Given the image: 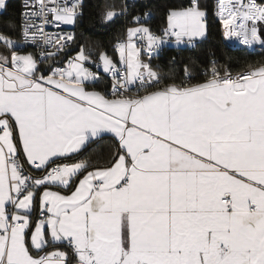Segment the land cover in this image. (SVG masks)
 Here are the masks:
<instances>
[{
    "label": "snow or ice",
    "instance_id": "obj_1",
    "mask_svg": "<svg viewBox=\"0 0 264 264\" xmlns=\"http://www.w3.org/2000/svg\"><path fill=\"white\" fill-rule=\"evenodd\" d=\"M24 8L23 39L0 32V264H264V64L164 82L153 56L206 36L202 0L169 7L160 34L150 11L132 15L115 58L60 30L82 0ZM215 14L225 38L264 47V0H216ZM105 133L103 162H64Z\"/></svg>",
    "mask_w": 264,
    "mask_h": 264
},
{
    "label": "trees",
    "instance_id": "obj_2",
    "mask_svg": "<svg viewBox=\"0 0 264 264\" xmlns=\"http://www.w3.org/2000/svg\"><path fill=\"white\" fill-rule=\"evenodd\" d=\"M187 0H84L82 15L74 25V32L78 43L91 44L98 50H107L115 58L113 44L118 36H123L125 29L135 26L131 23L132 15L150 11L151 17L146 21L151 29L160 34L166 24V12L169 7L180 6ZM115 3L117 7L128 5V15H122L114 21L105 24L99 13L103 11L105 4ZM216 0H202V5L207 8V34L194 46H174L166 44L163 49L155 54L152 59L154 66L165 76V83L171 82L169 74L176 77L179 82L184 76V66L192 70V82L205 79V70L210 68L213 62L223 70L227 65L231 71L245 69L248 65L256 66L264 64V47L257 50H249L245 47H232L223 38L222 25L215 14ZM20 5L16 1H9L5 10L0 12V32L10 35L12 38L20 37ZM11 21L14 27H8ZM2 47V46H0ZM78 47H73L69 52L74 53ZM147 58V57H145ZM174 58V59H173ZM107 80L101 78L91 87L106 90ZM116 142L112 136H103L89 142L87 147L76 157L64 162H74L79 159L103 162L115 149ZM64 191H68L65 190Z\"/></svg>",
    "mask_w": 264,
    "mask_h": 264
},
{
    "label": "built area",
    "instance_id": "obj_3",
    "mask_svg": "<svg viewBox=\"0 0 264 264\" xmlns=\"http://www.w3.org/2000/svg\"><path fill=\"white\" fill-rule=\"evenodd\" d=\"M9 1H13V0H6V4H7ZM14 1L18 2L19 5H20V16H21V18H20V24H21V22H22V13L25 11V8H24L25 0H14ZM69 2H71V0H69ZM83 2H84V0H82V4H83ZM217 17H218V16H217ZM218 19H219V17H218ZM221 25H222V24H221ZM73 28H74L73 25H61L60 30H62V31H64V32H74V29H73ZM47 30H48V31H56L57 29L55 28V25H50V26L48 27ZM223 31H224V29H223V26H222V33H223ZM157 34H158V33H157ZM223 38H224V41H225L228 45H230V46H232V47H245V48H248L249 50H257V49H261V48H262V46L259 45V44H257V45H253V46H251V47H249V46H244V45H242V43H241L239 40H237L236 38L228 39V38H225L224 35H223ZM13 39H19V40H22V39H23L22 34H21V30H20V37H19V38H13ZM166 44H167V43H166ZM166 44H165V45H166ZM165 45H163L162 48H161L157 53H159V52L163 49V47H164ZM22 49H23L24 51H37L35 45H23V46H22ZM157 53H156V54H157ZM71 55H74V53H71V52H69V50H68L67 53H66V55L58 56L57 59H58V60H60V59H66L67 56H71ZM154 55H155V54H154ZM88 67H90L93 71H96V70H97V69L95 68L94 65H91V64H90V65H88ZM100 71H101V76H102V78H105V79L107 80V83H108V86H107V88H106V90H107L108 88H110V76H109L108 74H106V73H103V72H102V69H101ZM239 71H241V70H238V71H231V72L233 73V75H235V73H237V72H239ZM133 91H135V89H133ZM35 175H39V173H35ZM35 218H37V217L35 216ZM35 218H34V219H35Z\"/></svg>",
    "mask_w": 264,
    "mask_h": 264
},
{
    "label": "crops",
    "instance_id": "obj_4",
    "mask_svg": "<svg viewBox=\"0 0 264 264\" xmlns=\"http://www.w3.org/2000/svg\"><path fill=\"white\" fill-rule=\"evenodd\" d=\"M168 44V43H167ZM0 50H2V47H0ZM96 89H98V90H101V91H103L102 89H99V88H96ZM103 136H112L111 134H109V133H105V134H102V136L101 137H103ZM113 137V136H112ZM100 138V137H99ZM97 139V138H96ZM87 145H88V143H86V145L81 149V151L76 155V156H78L86 147H87ZM76 156H74V157H76ZM74 157H72V158H74ZM75 162V161H74ZM68 163H71V162H68ZM53 190H57V191H62L64 194H67V192L68 191H64V189H60V188H54ZM41 191H42V189H41ZM34 218H35V215H34ZM65 250H68V249H65Z\"/></svg>",
    "mask_w": 264,
    "mask_h": 264
},
{
    "label": "rangeland",
    "instance_id": "obj_5",
    "mask_svg": "<svg viewBox=\"0 0 264 264\" xmlns=\"http://www.w3.org/2000/svg\"><path fill=\"white\" fill-rule=\"evenodd\" d=\"M5 10V8L4 9H2V10H0V12H3ZM74 26V25H73ZM206 37V36H205ZM204 37V38H205ZM201 39H203V38H199V39H197L196 41H195V43H197L199 40H201ZM168 45H174V46H189V45H187V44H181V45H176V43L174 42V41H170V42H168ZM143 58H145V57H143ZM146 59V58H145Z\"/></svg>",
    "mask_w": 264,
    "mask_h": 264
}]
</instances>
